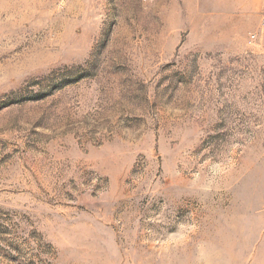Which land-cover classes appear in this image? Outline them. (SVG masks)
I'll return each mask as SVG.
<instances>
[{
	"label": "rangeland",
	"instance_id": "rangeland-1",
	"mask_svg": "<svg viewBox=\"0 0 264 264\" xmlns=\"http://www.w3.org/2000/svg\"><path fill=\"white\" fill-rule=\"evenodd\" d=\"M0 264H264V0H0Z\"/></svg>",
	"mask_w": 264,
	"mask_h": 264
},
{
	"label": "built area",
	"instance_id": "built-area-1",
	"mask_svg": "<svg viewBox=\"0 0 264 264\" xmlns=\"http://www.w3.org/2000/svg\"><path fill=\"white\" fill-rule=\"evenodd\" d=\"M254 38H255V35H251L250 36V42H252L254 40Z\"/></svg>",
	"mask_w": 264,
	"mask_h": 264
}]
</instances>
